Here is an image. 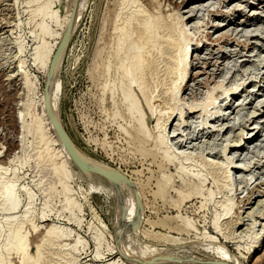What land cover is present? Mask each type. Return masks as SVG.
<instances>
[{"label":"rangeland","instance_id":"obj_1","mask_svg":"<svg viewBox=\"0 0 264 264\" xmlns=\"http://www.w3.org/2000/svg\"><path fill=\"white\" fill-rule=\"evenodd\" d=\"M80 1L0 0V187L14 182L18 197L13 210L0 197L2 264H130L127 247L152 254L173 244L180 260L165 263L264 264V0H87L70 33ZM63 44L58 123L77 152L119 171L122 190L90 185L74 157L65 164L53 123L57 136L36 137ZM44 45L52 52L40 67L34 52ZM143 46L144 69L130 74ZM208 97L217 98L207 107ZM18 233L29 257L17 252Z\"/></svg>","mask_w":264,"mask_h":264},{"label":"bare ground","instance_id":"obj_2","mask_svg":"<svg viewBox=\"0 0 264 264\" xmlns=\"http://www.w3.org/2000/svg\"><path fill=\"white\" fill-rule=\"evenodd\" d=\"M86 1L87 0H81L80 2H79V5H78V8H77V11H76V14H75V17H74V23H73V25L71 24L69 27H68V32H70L71 33V29H75L76 27H77V25H78V23H79V21H80V18L82 17V14H83V12H84V9L86 10V8H85V6H86ZM193 13V12H192ZM49 14H50V10H49V8H48V6L47 7H45L44 8V10L41 12V33L42 34H46V33H48L49 32V27L47 26V25H45L44 23V20H45V18L47 17V16H49ZM84 15V14H83ZM147 22V21H146ZM150 22H147V25H145V22H144V26H145V28H144V26H142L146 31H147V29L149 28V27H151L152 28V25H150ZM73 26V27H72ZM147 26H148V28H147ZM126 29V28H125ZM153 29V28H152ZM150 30V29H149ZM152 32H154L153 30H151ZM182 31V32H181ZM179 33L181 34V33H183V30H181ZM150 32V31H149ZM151 33V32H150ZM155 34V33H154ZM154 34H152L151 33V35H153V37H154ZM157 35V34H156ZM155 35V36H156ZM183 35V34H182ZM149 38V37H148ZM151 38H152V36H151ZM151 38H150V40H151ZM147 41H149V40H147ZM146 41V42H147ZM186 42L188 41V43H186V44H190L189 42H190V40H185ZM199 43V42H198ZM184 44H185V42H184ZM65 45L66 44H63V46L60 48V51H59V53H58V55H57V57H56V60H55V62H54V64H53V67H52V73H51V80H52V82H51V84H50V87H49V89H48V91L45 93V98H44V96H43V116H41V118H39L36 122H35V132H36V137H37V139H39L40 141H42V140H44V138H45V130H50L54 135L56 134L55 133V131H54V128H53V126L51 125V123H53L52 122V120H51V122L49 121V119L47 118V113H46V108H45V101H48V103H49V105L47 106V108H48V113H49V115H52V117H54L55 118V120L57 121V122H59L60 123V117H59V115H58V98H57V93H56V91H57V89H58V85H56L55 83H54V81H55V79H56V75H57V73H58V71H59V67H60V64H61V60H60V58L58 57L61 53H63L64 52V49H65ZM189 47V46H188ZM187 47V45H186V47L184 46H182V48H181V57H179L180 58V64L182 65V71H183V73H182V76L180 77V81H183L184 80V78L186 77V75H188L187 74V72L189 71V70H187V68H186V66L187 65H189V64H187L188 62H187V59H188V56H189V48ZM143 48H144V46L142 47V49H140V50H138L137 52H135L134 54H132V56H130L131 58H129V62H128V64L127 65H130L129 66V72H130V74H133L134 73V75H135V71H139L140 69H141V72H142V70L144 69L143 67L145 66V64H144V61H146L145 59H143V57H142V51H143ZM142 50V51H141ZM63 51V52H62ZM51 52H52V48H48L47 46H40V47H37V48H35V52H34V57H35V62L38 64V66H40V67H42L43 65H46L47 63H48V60H49V58H50V55H51ZM187 62V63H186ZM146 63V62H145ZM187 64V65H186ZM180 65V66H181ZM204 66V65H203ZM128 67V66H127ZM143 68V69H142ZM137 73L136 75H140V74H142V73ZM204 72H206V71H204ZM127 74V72H126V69H125V72H124V74ZM125 74V75H126ZM129 74V75H130ZM128 75V74H127ZM134 75H131V76H134ZM135 77H137V76H135ZM134 77V78H135ZM50 78V77H49ZM176 84V83H175ZM244 85V84H243ZM239 86V85H238ZM175 87V86H174ZM173 87V88H174ZM220 86H218V88H219ZM222 87V86H221ZM221 87H220V89H221ZM177 88H179V85H177L176 84V87H175V90H177ZM210 88V87H209ZM31 90V89H30ZM213 90H214V88H213ZM213 90H211L212 92H213ZM216 91H217V86H216V89H215ZM210 91V92H211ZM219 91V90H218ZM226 90H224V92H225ZM231 91H233V89H231ZM236 91V90H235ZM235 91H233V92H235ZM210 92H208V94H211ZM173 93H174V91H173ZM228 92H226V94H227ZM236 93V92H235ZM175 94V93H174ZM213 94L214 93H212L211 94V96H213ZM223 94V92L221 93V95ZM225 94V95H226ZM218 95V94H217ZM227 95H229V94H227ZM208 96H210V95H208ZM223 96V95H222ZM208 98H210L212 101H208V103L207 104H205L207 107L208 106H212L213 104H215L214 102H215V100H216V98L215 99H212L213 97H208ZM207 100V99H206ZM205 102H207V101H205ZM202 104V103H201ZM201 104H199V107H200V105ZM194 105H196V104H194ZM194 105H192L193 106V108L191 107V106H189V108H191L192 110L194 109V108H196V106L198 105H196V106H194ZM204 105V104H203ZM204 105V106H205ZM204 106H202V108L204 107ZM198 107V106H197ZM196 108V110H198V109H200V108ZM205 107H204V110H202V111H204V112H207V109H206V111H205ZM182 110V109H181ZM199 111V110H198ZM23 113V114H22ZM22 113H20V114H22L21 116H20V114H19V118L21 119V120H23V121H21L19 118H17V119H19L21 122V124H23V126L22 127H24V129L25 130H27L28 131V129H29V127H30V123H28V122H26L24 119H25V115H26V112L24 113V111L22 112ZM194 114V113H193ZM226 116V115H225ZM228 116V115H227ZM172 117V116H171ZM140 119L142 120V114H141V116H140ZM166 119V118H165ZM167 119H169V118H167ZM224 119V118H223ZM159 121V120H158ZM23 122V123H22ZM160 122V121H159ZM166 122V121H165ZM227 122H228V120H227ZM168 123V122H167ZM163 124H164V122H163ZM178 124V123H177ZM177 124H175V125H177ZM180 124V123H179ZM182 124V123H181ZM207 125V124H206ZM166 126V125H165ZM165 126H164V128H165ZM179 127H177V128H179L180 129V125H178ZM163 127V126H162ZM176 128V127H175ZM176 128V129H177ZM23 129V128H22ZM175 129V130H176ZM165 130H167V129H163L160 133H159V139H161L160 141L161 142H159V144L160 145H163V147L165 148V150H164V152H165V154H168L166 151H168L169 149L167 148L168 147V143L166 144V136L164 135V131ZM176 132V131H175ZM175 132H172V133H175ZM166 134V133H165ZM169 135V134H168ZM172 135V134H171ZM170 135V136H171ZM55 136H57V135H55ZM178 136V135H177ZM55 138H57V140H56V142L58 141L59 142V138L58 137H55ZM68 138V137H67ZM62 140V139H61ZM69 140V139H68ZM158 140V139H157ZM167 140H169L168 138H167ZM63 141V140H62ZM62 144V143H61ZM65 144V143H64ZM70 144H71V147H72V149H73V151L74 152H76L77 153V156H78V158H77V160H78V162H80V163H83L86 167H90V170H87V171H85V172H83V171H81V173H76L78 176H80V177H82V178H84V177H86V176H89L90 178H91V180H89L90 182H91V184L90 185H92V183L94 182V181H92V180H97V181H99V184L100 185H102V183H106L107 181L108 182H111V184H113V182L114 183H116V185L118 186V188H121L120 190H122V188L125 186V182L122 180L123 179V176L119 173V171H116V170H114L112 167H110V166H108V165H106V164H104V163H101V162H98V161H96V160H94V159H92V158H90V157H88V156H86L85 154H83L81 151H79L78 150V152L75 150V148H74V146H73V144H72V142H70ZM159 145V146H160ZM66 146V145H65ZM67 148V147H66ZM65 147H64V145L62 144L61 145V151H60V153H61V155H63L64 157H65V159H66V162H64L65 164H67L68 162H71L72 163V156L70 155V152H69V150L68 149H66ZM45 150H44V156H43V158L45 159V157H46V159H47V157H52L51 156V152L49 151L50 150V147L48 148V146L46 147V148H44ZM161 150V149H160ZM170 151L171 150H169V154H172V152L170 153ZM42 153V154H43ZM164 154V155H165ZM165 155L168 159V161H169V163H170V161H171V159L174 157V155H173V157H172V155ZM72 158V159H71ZM49 159V158H48ZM63 166H65V165H63L62 164V167ZM94 166L95 167H98V168H101V169H103V174L101 173H99V172H97V171H95V170H92L93 168H94ZM81 167V166H80ZM61 170H62V168H61ZM62 173H63V170H62ZM61 173V175L63 176L64 174H65V172H64V174H62ZM71 174L69 175H65L64 177H63V179H65V181L66 180H69V178H71ZM195 176V175H194ZM122 180V181H121ZM89 185V186H90ZM93 186V185H92ZM197 186V185H196ZM100 187V186H99ZM98 187V188H99ZM92 188V187H91ZM97 189V188H96ZM100 189V188H99ZM66 193H67V191H66ZM68 194V193H67ZM0 197H2L3 198V203H4V205L5 206H7V208H9V210H13V209H15L16 208V206L18 205V197H17V191H16V189H15V185H14V182H5L4 184H2L1 185V187H0ZM27 198H28V200H30L31 199V195L28 193L27 194ZM230 208V207H229ZM227 209L226 208V213L224 214V215H228L229 213H230V211H231V209ZM120 212H121V210H120ZM218 220H219V218H216L215 220H214V226H215V228H216V230L218 229ZM52 229H53V227H52ZM51 229V231H54V230H52ZM252 229H254V228H252ZM50 231V230H49ZM50 231V232H51ZM48 232V231H47ZM50 232H48V234L47 235H49L50 234ZM61 232V231H60ZM58 232V233H56L55 234V237L56 238H62L64 235L66 236V233H63V232ZM53 233V232H52ZM51 233V234H52ZM54 233H55V231H54ZM54 233H53V235H54ZM19 234V236L18 235H15L16 237H18L17 239H18V241H17V250H19V251H17V252H21V253H23L24 254V252H26V254L24 255V256H26L27 257V255H28V252L26 251V246H27V244H26V240H27V237L26 236H24V234L23 235H20V234H22V233H18ZM118 235V234H117ZM67 237V236H66ZM99 239V238H98ZM15 237H13V239L11 240V239H9L8 240V242H7V244L5 245V248H6V250L7 251H9V249L13 246V244L14 243H16L15 241ZM13 241H14V243H13ZM100 243V242H99ZM16 245V244H15ZM99 245V244H98ZM180 245V244H179ZM178 244H173V245H171L170 247H167L166 249H163V251H160L159 253H158V251H156L155 253H152V254H148L147 252H140V251H137V252H132L131 251V249L130 248H126L125 249V253H126V255H128L131 259H133V260H135V262H130V264H135L136 262H139L140 264H151V263H153V262H155L156 260H150L151 258H153L154 257V255L156 254V253H158V256H157V258L158 257H160L159 258V260H162L163 261V257H171V258H173L174 259V261H178V260H180L179 259V255H178V253L180 252V247L178 248V246H179ZM39 248H40V246H39ZM127 250V251H126ZM154 250H156V249H154ZM11 251V250H10ZM135 251V250H134ZM147 251V250H146ZM154 252V251H153ZM97 254H98V252H96ZM18 254H20V253H18ZM20 256H21V258H23L22 259V261H24L25 260V262L27 261V259H24V256L23 255H21L20 254ZM23 256V257H22ZM28 257H29V255H28ZM20 258V259H21ZM176 258V259H175ZM146 259V260H145ZM159 260L157 261V262H155L154 264H181V263H175V262H173V263H165L164 261H163V263H161V262H159ZM1 261V260H0ZM21 260L19 261V262H22ZM28 262V261H27ZM218 262V261H216V260H214V259H212L211 258V260L209 261V263L208 264H216V263ZM219 262H221V261H219ZM223 262V261H222ZM230 262V261H229ZM23 263V262H22ZM29 263V262H28ZM28 263H26V264H28ZM1 264H2V261H1ZM34 264H36V263H34ZM108 264H120V263H117V262H115V261H111V262H108ZM121 264H123V263H121Z\"/></svg>","mask_w":264,"mask_h":264},{"label":"water","instance_id":"obj_3","mask_svg":"<svg viewBox=\"0 0 264 264\" xmlns=\"http://www.w3.org/2000/svg\"><path fill=\"white\" fill-rule=\"evenodd\" d=\"M49 117H50V119L53 122V125L55 127V130H56L57 134L61 137V139L65 143V145H66L67 149L69 150L70 154L72 155V157H74L75 159H77L78 158L77 153L73 151V149L71 147V144H70V142H69V140H68L65 132L63 131L61 125L55 120L54 117H52V115H49ZM77 162H78V160H77ZM78 164L81 166V168L83 170H85V171L90 170V167H86L83 163L78 162ZM92 170H95V171L99 172L100 174L101 173L103 174V172H104L103 169L98 168V167H95V166H94V168ZM216 264H224V263L217 262Z\"/></svg>","mask_w":264,"mask_h":264}]
</instances>
